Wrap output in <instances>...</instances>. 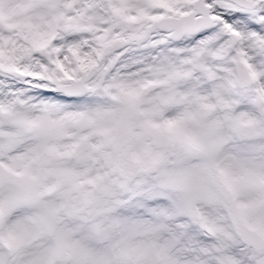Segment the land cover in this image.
Masks as SVG:
<instances>
[{"label":"snow or ice","instance_id":"6c2138e0","mask_svg":"<svg viewBox=\"0 0 264 264\" xmlns=\"http://www.w3.org/2000/svg\"><path fill=\"white\" fill-rule=\"evenodd\" d=\"M0 264H264V0H0Z\"/></svg>","mask_w":264,"mask_h":264}]
</instances>
